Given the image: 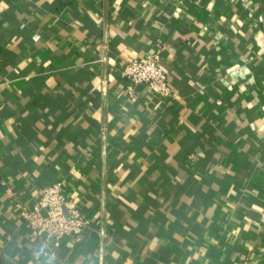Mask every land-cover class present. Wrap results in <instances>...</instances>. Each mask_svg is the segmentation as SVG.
<instances>
[{
    "label": "crops",
    "instance_id": "0c3cea01",
    "mask_svg": "<svg viewBox=\"0 0 264 264\" xmlns=\"http://www.w3.org/2000/svg\"><path fill=\"white\" fill-rule=\"evenodd\" d=\"M158 48L175 96L129 94ZM55 181L90 224L52 259L16 203ZM0 251L264 264V0H0Z\"/></svg>",
    "mask_w": 264,
    "mask_h": 264
},
{
    "label": "built area",
    "instance_id": "2783aa9c",
    "mask_svg": "<svg viewBox=\"0 0 264 264\" xmlns=\"http://www.w3.org/2000/svg\"><path fill=\"white\" fill-rule=\"evenodd\" d=\"M258 21H262L261 18ZM161 48L142 59L128 61L122 75L128 81V92L133 94L139 86H146L155 96L174 97L167 73L162 64ZM8 193L11 190L7 189ZM22 220L30 230V239L37 243L46 257L55 259L57 250L66 239L80 243L90 220L82 212L79 205L65 193L62 181H55L45 186L31 208L16 203ZM107 237L105 230H100L101 247ZM1 257V251H0ZM102 258V255H100ZM232 264H247L246 261H233Z\"/></svg>",
    "mask_w": 264,
    "mask_h": 264
}]
</instances>
